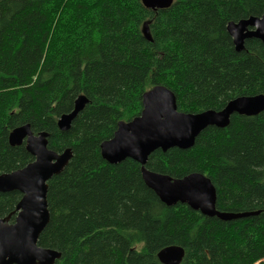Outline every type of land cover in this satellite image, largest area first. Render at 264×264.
<instances>
[{"label": "trees", "instance_id": "trees-1", "mask_svg": "<svg viewBox=\"0 0 264 264\" xmlns=\"http://www.w3.org/2000/svg\"><path fill=\"white\" fill-rule=\"evenodd\" d=\"M263 14L264 0H174L158 10L142 0H0V174L34 160L25 143L9 142L21 125L48 132L50 149L72 150L49 181L50 221L38 241L61 251L55 264H164L157 253L169 245L184 247L180 264H264V111L234 113L193 147L156 149L146 164L174 178L204 173L219 211L249 216L222 220L168 206L139 162L112 164L101 153L155 85L171 89L183 112L264 94V42L246 39L238 51L227 30ZM80 94L89 102L61 130L60 116ZM22 196L0 192V217Z\"/></svg>", "mask_w": 264, "mask_h": 264}, {"label": "water", "instance_id": "water-1", "mask_svg": "<svg viewBox=\"0 0 264 264\" xmlns=\"http://www.w3.org/2000/svg\"><path fill=\"white\" fill-rule=\"evenodd\" d=\"M142 2L147 8L158 10L169 8L174 0ZM227 30L238 51L244 49L246 39L258 38L264 42V14L231 21ZM144 33L150 38L146 24ZM88 102L85 94L78 95L73 110L60 116L59 128L68 130ZM142 104L139 115L128 121H120L112 138L102 142L101 153L105 160L112 164L126 158L139 162L146 185L168 206L185 203L203 215L222 220L253 214L219 211L216 207V187L210 177L202 172L174 178L153 171L146 164L156 149L166 151L171 147H193L197 136L205 128L228 126L234 113L258 115L264 111V94L236 97L222 110L183 112L178 109L177 97L171 89L155 85L144 92ZM48 137L46 131L35 134L29 123L10 132V144L17 146L25 143L34 160L22 168L0 174V192L18 190L23 195L13 213L0 217V264H55L62 256L61 251L38 243L50 221L47 197L49 181L63 172L72 158L70 148L63 152L50 149ZM157 256L164 264H180L185 249L180 245H169L162 248Z\"/></svg>", "mask_w": 264, "mask_h": 264}, {"label": "bare ground", "instance_id": "bare-ground-1", "mask_svg": "<svg viewBox=\"0 0 264 264\" xmlns=\"http://www.w3.org/2000/svg\"><path fill=\"white\" fill-rule=\"evenodd\" d=\"M38 134V133H37Z\"/></svg>", "mask_w": 264, "mask_h": 264}]
</instances>
